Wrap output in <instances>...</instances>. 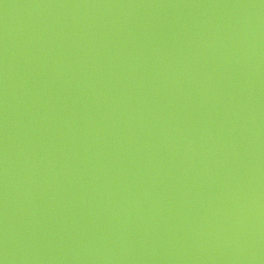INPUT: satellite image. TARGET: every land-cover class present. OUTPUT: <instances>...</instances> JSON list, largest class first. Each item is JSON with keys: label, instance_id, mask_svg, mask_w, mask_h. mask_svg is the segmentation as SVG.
<instances>
[{"label": "water", "instance_id": "1", "mask_svg": "<svg viewBox=\"0 0 264 264\" xmlns=\"http://www.w3.org/2000/svg\"><path fill=\"white\" fill-rule=\"evenodd\" d=\"M4 264H264V0H0Z\"/></svg>", "mask_w": 264, "mask_h": 264}, {"label": "snow or ice", "instance_id": "2", "mask_svg": "<svg viewBox=\"0 0 264 264\" xmlns=\"http://www.w3.org/2000/svg\"><path fill=\"white\" fill-rule=\"evenodd\" d=\"M0 264H3V261L2 260H0Z\"/></svg>", "mask_w": 264, "mask_h": 264}, {"label": "clouds", "instance_id": "3", "mask_svg": "<svg viewBox=\"0 0 264 264\" xmlns=\"http://www.w3.org/2000/svg\"><path fill=\"white\" fill-rule=\"evenodd\" d=\"M3 261V260H2ZM3 264H4V261H3Z\"/></svg>", "mask_w": 264, "mask_h": 264}]
</instances>
